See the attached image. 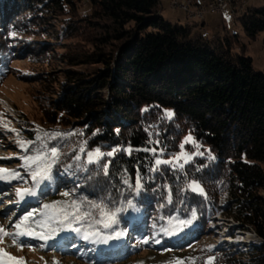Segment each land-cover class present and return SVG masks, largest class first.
<instances>
[{"label": "trees", "instance_id": "trees-1", "mask_svg": "<svg viewBox=\"0 0 264 264\" xmlns=\"http://www.w3.org/2000/svg\"><path fill=\"white\" fill-rule=\"evenodd\" d=\"M82 3L86 10L80 15ZM238 21L249 39L264 33V0L246 8ZM202 28L166 22L158 0H0V72L15 54L32 66L48 65L52 41L66 48L59 55L63 64L99 68L90 75L67 73L65 93L39 110L43 125L67 134L57 143L60 152L71 149L59 157L55 174L61 165L75 164L81 149H121L95 164L84 166L82 158L70 188L86 205L103 202L106 211L132 202V221L127 224L122 216L120 222L125 250L136 249L128 240L147 239V246L182 254L204 234L208 206L227 189L231 210L226 217L235 220L237 230L251 229L260 242L247 254L202 251L186 264H205L208 257V264H264V71L255 72L243 50L234 51L235 35L207 37ZM74 37L94 50L70 48ZM43 76L31 67L21 78L45 82ZM99 91H106V99L97 96ZM167 108L171 119L163 114ZM187 133L213 158L195 157L183 167L156 166L155 157L176 153ZM152 148L157 155L145 151ZM124 177L132 184L129 190ZM193 180L205 195L187 189ZM193 210L196 219L179 238L161 231L174 212L187 218Z\"/></svg>", "mask_w": 264, "mask_h": 264}, {"label": "rangeland", "instance_id": "rangeland-1", "mask_svg": "<svg viewBox=\"0 0 264 264\" xmlns=\"http://www.w3.org/2000/svg\"><path fill=\"white\" fill-rule=\"evenodd\" d=\"M158 1L161 16L166 22H178L180 24L198 23L203 25L201 30L207 37H211L216 32L222 35L227 33L229 37L235 35V38H231L233 40L234 51L238 52L243 50L244 54L252 59L254 71H264V33H260L254 39H249L242 31L238 21V18L241 17L246 8L250 6L259 7L263 4V0H200L201 5L196 3L197 0ZM222 3L228 5V8L232 12L231 15L227 12L223 15H219L217 8L221 6ZM85 8V3L80 4L78 13L83 15L86 10ZM96 24L102 26L105 22L97 21ZM101 32L102 30L98 33ZM72 39L74 40L76 37ZM57 42L52 41V45L48 49L52 57L48 65L42 64L39 66H32L26 60L22 59L19 54H15L14 56H8L9 62L4 71L0 72V101L3 102L4 105L0 104V106L5 107L9 111L7 114V112L5 113L4 109L0 107V124H2L12 136H16L15 140L11 143L0 136V167L19 172L24 178L22 180H11L10 182L0 180V228H4L7 231H14L12 224L28 211H33L34 209L41 210L44 204H50L54 201L71 204V202L75 200L81 205V215L85 212L91 213V215L86 217L79 225L82 232L85 230H98L103 235H107L114 231L123 233L120 228L121 217L123 216L127 224H130L134 212L132 204H127L126 206L121 204L119 208H121L122 211L116 215L115 223H112L110 228L105 229L100 224L95 223V221L99 219L98 210L91 209L90 205H86L84 199L80 196L76 195V197L75 194H73L75 191L70 188L75 186V175L78 171L77 169L80 168L75 164H80L82 158V165L84 166L95 164L87 162L88 152H94L98 149L102 153H107L103 152L98 147L87 152L79 150L73 159L75 164L69 163L64 166L61 165V167L57 169V174H55V165H60L58 159L51 170L52 179L41 183L40 188L37 189V195L34 197H25L23 201L17 202L18 198L16 197L15 189L21 186H32V181L28 172L22 167L23 157L36 155L38 152H47L52 147L57 148L59 157L71 150L64 149V152H60L57 143H59V140L65 139L67 134L61 127H49L42 124V115L39 110V105L45 101H49L50 104H53L57 101L61 93H65L64 88L70 85L67 73L81 72V75H90L94 70L99 69L97 66L70 67L63 64L59 59V55L65 53L66 48L59 49L60 47H57ZM71 44L70 48L75 50L84 48L87 51L86 53L94 50V47H90L88 43L85 42L77 44L74 40ZM31 67H34L36 72L44 74L45 77L43 76L42 78H45L46 81L41 82L39 77L28 81L22 80L21 76L30 72ZM84 88L88 87L86 86ZM83 91H87V89ZM97 96L106 99V91H99ZM165 111L172 112L171 109H163L164 115ZM45 132L49 133V135L45 136ZM189 135L190 134L187 133L182 137L179 150L176 153L169 157L156 156L155 160L157 158L161 160H171L175 155L181 152L180 145ZM17 140L30 142L26 146L27 151L21 149ZM193 140L195 143H185L183 148L185 153L191 155V160L195 157H205L209 159L210 155L213 158L207 146L201 145L194 138ZM186 145H189L191 149H187L185 147ZM76 157H79V159L77 160ZM181 161L184 163L183 160ZM167 165L176 167L172 164ZM24 180H27L26 184ZM125 181H127V183H125ZM190 182H188V184ZM55 183L57 185H55ZM65 183L67 185H64ZM123 184L127 190L132 188V184L127 177H124ZM188 184L187 189L189 191L195 194L205 195L204 188L199 183L198 184L203 190V194L190 190ZM65 192L69 193L67 197L62 195ZM135 193L136 192H134V194ZM261 195L264 196V193ZM218 204L223 206L222 197H219ZM229 209L231 210V206H229ZM34 218L39 219L40 217L37 215ZM170 218L190 219L191 214L187 218H182L177 212H174ZM192 223L183 228V230L176 232L174 235H168L169 238H179L185 230L192 226ZM211 223L213 224L214 221H211ZM73 226L75 227L77 225ZM222 226L225 227V230L226 228L230 229V226H235L236 230L239 228L235 220L230 218H227L225 225ZM240 231L243 237L241 239L250 243L246 242L245 245L247 243L249 245H256L260 242L251 229L244 228V230ZM224 232L228 233L226 231ZM224 232L221 234L224 235ZM240 234L236 233L237 237ZM158 237L159 236L156 237L155 244L159 246L162 244V239ZM223 237L224 236H221V238ZM229 237L232 241L235 240L233 238L234 236ZM19 239L24 245L22 250L12 246L10 237L5 238L3 243H0V249H3V252L0 253V264H16L15 261L9 259V256L15 257L17 260L22 258L25 264H53V261H55L56 264H172L174 261H181L182 264H186L187 258L190 259L194 256H199L202 251L212 252L214 249L218 248L215 245L216 237L213 232L207 230H205L204 234L199 235L198 240L187 248L185 252H182V254H176L170 250L157 249L151 247L152 244L147 246L143 243V239H138L137 241L128 240L127 242L131 245H135L136 249H131L130 251L128 249L125 250L126 235L124 234L119 239L110 240L107 244L102 242L91 243L82 239L81 234L67 230L55 233L47 241L31 237H20ZM157 241L159 242L157 243ZM121 250L122 252H120ZM4 253H7V255ZM242 257H245V255ZM209 262H211V258L208 257L205 259V264Z\"/></svg>", "mask_w": 264, "mask_h": 264}, {"label": "snow or ice", "instance_id": "snow-or-ice-1", "mask_svg": "<svg viewBox=\"0 0 264 264\" xmlns=\"http://www.w3.org/2000/svg\"><path fill=\"white\" fill-rule=\"evenodd\" d=\"M165 116L169 119L172 118L173 113L171 111H165ZM12 131L11 129H9ZM45 136H48L49 133L45 132ZM18 145L21 147L22 150L27 151V144L30 142L17 140ZM185 143H195L191 135L185 138V141L180 145L181 152L175 155L171 160H161L157 158L155 160V165L159 166L160 164H172L174 166L183 167V164L179 162L181 160L184 163H187L191 160V155H188L183 151ZM198 147V146H197ZM83 151V149H81ZM117 151H121V149L116 148L112 151L107 153H102L98 149L94 152H88L87 154V162L88 163H96L98 162L103 156L112 157ZM129 154L131 153L132 149L127 148L124 149ZM145 151H151L153 155H157V149H145ZM59 154L56 147H52L47 152H38L36 155H28L23 157V165L28 172L32 186L31 187H17L15 189L16 197L18 198L17 202L23 201L25 197H34L37 195V189L40 188V185L44 181H50L52 179L51 170L53 165L58 161ZM78 160L79 157H76ZM209 159H212L211 155ZM104 174H108V163H104L102 165ZM153 171L156 168L152 169ZM24 179L19 172H15L14 170H10L8 168L0 167V180L4 181H11V180H22ZM24 183H27V180H24ZM127 183V181H125ZM188 188L194 192H199L203 194V190L200 185L196 181H191L188 184ZM141 189V180L139 175L137 176L136 183H135V190L139 192ZM62 195L67 197L69 193L65 192ZM170 200V197H169ZM128 204L131 205L132 202L128 201ZM91 209L98 210L99 212V219L95 221V223L100 224L103 228L108 229L111 227L112 223H115L116 215L122 211L121 208H114L109 211L105 210V205L103 202H90ZM39 216V219H35V216ZM90 212H85L81 215V205L77 203L75 200L71 202V204H65L61 201H54L50 204H44L41 210L34 209L33 211H28L25 215L21 216L15 223L12 224V228L14 231H7L4 228H0V243H3L5 238H11L12 246L18 247L21 250L23 249L24 245L22 241H20V237H31V238H38L40 240L47 241L50 239L55 233L59 231H71L77 234L82 235V239L89 241L91 243H98L102 242L107 244L110 240L119 239L123 233L121 232H111L107 235L101 234L98 230L96 231H81L79 225L85 220L86 217L90 216ZM196 219V212L195 210L191 213L190 219H179V218H169L167 221V227L162 226L161 231L167 235H174L176 232L183 230V228L190 225ZM77 225V226H73ZM144 243H148V240L145 239ZM159 241H157L158 243ZM3 252V249H0V253ZM7 255V253H4ZM10 260L16 262V264H25L22 258L17 260L15 257L9 256ZM53 264H56L53 261ZM172 264H182L181 261H174Z\"/></svg>", "mask_w": 264, "mask_h": 264}, {"label": "bare ground", "instance_id": "bare-ground-1", "mask_svg": "<svg viewBox=\"0 0 264 264\" xmlns=\"http://www.w3.org/2000/svg\"><path fill=\"white\" fill-rule=\"evenodd\" d=\"M195 19H197V18H195ZM0 104L3 105V102L0 101ZM180 164H182V163H180ZM219 197H222L223 198V203H224V204H222L223 206H220L218 204L219 203ZM216 205H217V208H218L216 214H214L213 216H211L208 219V228L211 229V230H215V232H217V234L214 235L216 237V239H215V245H216V247H222V248L228 249L230 247V244L231 243L239 244V245H236L234 248H237L239 250V254H247L246 252H249L250 251V248L252 246L249 245L250 243L248 241L241 239L243 237L240 234L241 233L240 230H236L235 226H230L229 227L230 229H227L226 228V230H225V227H223L222 229H219V226H221V224H222V218H224L225 220L227 219L226 212L228 210H230L229 209V206H231L228 192H221L218 195V197L216 199ZM218 215L220 217H218ZM211 221H214V223L212 224ZM223 230L226 231V232H228V233H225ZM222 232H224L225 234L222 235L221 234ZM236 233H239L240 235L237 237ZM221 236H224V237L221 238ZM229 236H232V237L234 236L233 238L235 240L232 241ZM224 240H227V241H224ZM246 242H248L249 244L247 243L246 245H243V246L241 245L240 246V244L246 243Z\"/></svg>", "mask_w": 264, "mask_h": 264}, {"label": "built area", "instance_id": "built-area-1", "mask_svg": "<svg viewBox=\"0 0 264 264\" xmlns=\"http://www.w3.org/2000/svg\"><path fill=\"white\" fill-rule=\"evenodd\" d=\"M196 3L201 5L200 0H197ZM217 9L219 11V15H221V14L227 12V11H228L229 15H231V13H232L230 11V9L228 8V5L226 3H222L221 6H218ZM179 163H182V161H180Z\"/></svg>", "mask_w": 264, "mask_h": 264}, {"label": "crops", "instance_id": "crops-1", "mask_svg": "<svg viewBox=\"0 0 264 264\" xmlns=\"http://www.w3.org/2000/svg\"><path fill=\"white\" fill-rule=\"evenodd\" d=\"M222 21V20H221ZM223 23V22H222Z\"/></svg>", "mask_w": 264, "mask_h": 264}]
</instances>
